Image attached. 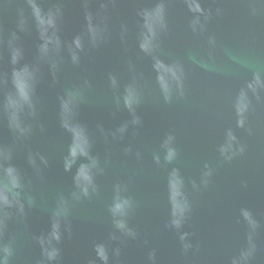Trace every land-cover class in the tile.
Listing matches in <instances>:
<instances>
[{
	"label": "water",
	"instance_id": "water-1",
	"mask_svg": "<svg viewBox=\"0 0 264 264\" xmlns=\"http://www.w3.org/2000/svg\"><path fill=\"white\" fill-rule=\"evenodd\" d=\"M0 264H264V0H0Z\"/></svg>",
	"mask_w": 264,
	"mask_h": 264
}]
</instances>
